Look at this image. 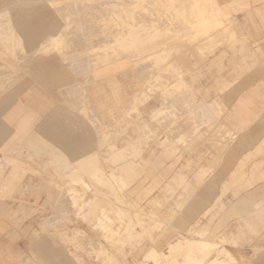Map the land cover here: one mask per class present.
Returning <instances> with one entry per match:
<instances>
[{"label": "rangeland", "instance_id": "rangeland-1", "mask_svg": "<svg viewBox=\"0 0 264 264\" xmlns=\"http://www.w3.org/2000/svg\"><path fill=\"white\" fill-rule=\"evenodd\" d=\"M68 1L42 0L12 15L7 11L17 1L0 0V9L7 12L3 23L8 22L5 32L0 30V91L21 81L23 100L38 89V99H50L54 107V157L42 159L54 167V198L39 205L36 248L23 254L19 264H255L257 254L251 251L259 232L250 222L228 216L231 207L222 206L221 198L237 196L229 187L239 180L254 179L253 169L246 173L250 167H264V140H243L252 132L264 137V0H88L76 9ZM40 15L34 29L28 21L18 25L20 17ZM250 23L259 27L253 31ZM45 25L50 35L44 33ZM32 31L39 34L35 43ZM224 49L225 86L196 89L206 76L189 83L190 72L181 62L193 63L195 71L209 65L212 74L210 60ZM46 66L55 74L48 91L43 85ZM212 92L225 93L224 123L221 99L213 100L215 110L210 111ZM79 135L84 142L77 141ZM188 151L197 155L196 168L181 170L176 167L180 160L193 164L184 158ZM79 153L83 159L75 157ZM224 163L225 188L213 209L183 233L166 237L170 241L159 253L160 236L191 208L192 192L175 184L181 187L200 166L205 168L198 169V183L213 181ZM62 165L76 172L81 167L82 176L61 179L56 171ZM147 167L164 169L160 182L165 186L158 191L156 184L142 196L144 182L155 177L146 174ZM183 171L184 178L178 175ZM94 172L103 184L90 177ZM215 209L214 223L208 217ZM34 224L28 222L27 228ZM204 231L209 235L205 242L225 249L196 246L197 234Z\"/></svg>", "mask_w": 264, "mask_h": 264}, {"label": "crops", "instance_id": "crops-1", "mask_svg": "<svg viewBox=\"0 0 264 264\" xmlns=\"http://www.w3.org/2000/svg\"><path fill=\"white\" fill-rule=\"evenodd\" d=\"M246 18L248 17L246 16ZM249 19V21H252L256 18L251 16ZM249 26L253 31L259 27H256V23H250ZM211 62L215 66L212 74H209L207 69L209 65L204 66V70L200 69L203 67L201 65L199 71H195L193 63L181 62L184 68L190 72L188 76L189 83H192L191 79H194V77L200 78L201 76H206V82L199 79L195 86L196 89L202 85H205L206 89L209 86L218 88L225 86V49L217 53L215 58L210 60ZM46 72L48 75L45 77L43 85L47 87L46 90L48 91V87L53 86V71L47 70ZM37 90L30 91L33 96L31 97L30 95V99L26 100L22 99L23 86L21 81L17 84L15 83L12 87H8L5 91H0V264H19L23 254L32 248H36L38 234L36 223L39 219L38 207L40 204L48 205L47 203L54 198L53 190L50 188L53 186L55 180L53 176L54 167H50L48 161L47 165H44L42 160L44 157L46 160L50 158L52 160L54 157V107L53 101L50 99L47 101L39 100L38 96H36L38 94ZM50 90V92H53V88H50ZM203 93L205 91H202L201 94ZM216 97L218 100L221 99V122L224 123L225 93L219 96L218 93L212 92L209 95L210 111L215 110L213 100L215 101ZM151 103L152 101L149 102V106ZM157 105H159L157 108H160L162 104L158 103ZM254 109L258 110L261 108L254 107ZM232 116L234 117L235 115L232 114ZM253 133L255 134V132H252V135L247 134V137L243 140L251 143L264 140V137L256 138L253 136ZM84 140V136L79 135L77 137V141L79 142H84ZM146 153H149V151H145ZM243 154H239L238 157L241 158ZM82 156L83 154L79 153L75 157L83 159L84 157ZM184 158H187L186 160L189 162L193 161V164L189 165L187 164L188 162L180 160L179 164L176 165L177 168H181V170L196 168L194 164L198 162L196 160L197 155L193 151L186 152ZM200 167L205 168V166ZM200 167L195 171V175L193 173L187 181L183 182L181 187L177 184L174 186V188L188 189L192 192V198H190L188 203L191 208L188 213H179L175 219L176 223L171 227L169 233L160 236L157 242V251L159 253L166 249L170 241H167V239H170V236L175 237L178 232L183 233L188 227H191L189 223L198 221L204 213L212 210L222 194L219 190L221 191L225 188V163L221 166V169L215 170V173H217L215 180L210 182L207 180L205 183H201V185L198 183V175L201 173L198 170ZM252 167L246 173L250 174L253 169L254 179L252 181L245 180L246 182L239 180L236 186L229 187L231 188L230 190L238 192L237 196H233V193H231L227 197H222L221 203L222 206L228 205L229 208L231 207L227 211L228 216H238V219L234 218V220L240 223L250 222V228L255 233L259 232V235L254 234L253 236V249L251 253L257 254V262L255 264H264V167ZM79 169V172H81V167ZM144 169L147 175L152 173L155 177L152 181H143L144 186L141 188L142 196L148 195L149 190L154 188L156 184H159L157 189L160 191L165 186V182H160L162 180L161 173L164 169L155 170L154 167ZM79 172L67 169L66 165H62L56 171V173L61 175V179L65 180L73 173H76L77 176L79 175L78 178H80L82 174ZM184 172L177 174L183 177L185 175ZM228 173L230 174V172ZM194 191L197 192L194 193ZM215 191L218 192L215 194ZM154 200L160 205L162 204L160 200ZM258 206H260L262 212H258ZM217 210L215 209L211 212L208 221H214L215 223L213 218ZM247 212L248 214H246ZM221 216L225 217V209H223ZM40 218L51 221L54 217L40 216ZM23 221H25L24 224ZM28 222L30 224L35 223L33 228L31 225L27 228ZM214 226L215 224L212 227ZM159 234L158 232L157 235ZM210 242L218 246L220 250L225 249L224 247H220L219 243ZM47 251L53 253V250Z\"/></svg>", "mask_w": 264, "mask_h": 264}, {"label": "bare ground", "instance_id": "bare-ground-1", "mask_svg": "<svg viewBox=\"0 0 264 264\" xmlns=\"http://www.w3.org/2000/svg\"><path fill=\"white\" fill-rule=\"evenodd\" d=\"M17 2H15L16 3V5H14V6H12V8L10 9V8H8V9H10L9 11H7V12H10L9 14H12V15H14V14H17L18 12H21L22 11V9H26V8H33V7H35V6H37V4L39 3V1H42V0H36L38 3L36 4V2L35 3H21L20 1H18V0H16ZM69 1H72L71 3H67L66 5L67 6H69L71 9H76V8H78L79 6H82V5H84V3H85V5L84 6H86L87 4H86V2L88 1V0H69ZM68 1V2H69ZM74 1V2H73ZM90 1V0H89ZM88 1V2H89ZM193 1H197V0H193ZM44 2H46V1H44ZM57 1H55V3H56ZM92 2V1H91ZM21 3V4H20ZM53 3V2H52ZM90 3V2H89ZM51 4V3H50ZM58 4V3H57ZM59 4H61V3H59ZM189 4V3H188ZM201 4V3H200ZM117 6H118V4H116ZM193 6V5H192ZM212 7V6H211ZM6 11H4V10H1L0 9V30L1 31H4L3 29V26H5V24L6 25H8V22L7 23H3V17L4 16H6L7 13ZM30 12H32V11H30ZM37 12V11H36ZM33 13V12H32ZM25 13H23V14H21V15H24ZM28 14V13H27ZM32 15V14H31ZM11 16V15H10ZM18 16V15H17ZM25 16V15H24ZM35 16V15H34ZM36 16H37V14H36ZM15 17V16H14ZM10 18H12V17H10ZM19 18V17H18ZM17 18V19H18ZM6 19V18H5ZM43 19V16H42V18H41V15L39 16V17H29L28 18V16H27V19H21V17L19 18V23H18V25H20V24H26V22H27V26H31L33 29L36 27V25L38 24V22H41V20ZM7 21V20H6ZM10 22H12V21H10ZM18 22V21H17ZM206 23H209V21L207 20V22ZM11 24V23H10ZM29 24V25H28ZM17 25V26H18ZM47 25V24H46ZM44 26L43 27V30H44V33H48V32H50V27H48V26ZM12 26V25H11ZM23 26V25H22ZM8 27V26H7ZM52 27V26H51ZM59 27V26H58ZM63 27V26H62ZM207 27V26H206ZM30 28V27H29ZM50 28V29H49ZM184 28H186V27H184ZM41 29H42V26H41ZM61 29V28H60ZM113 29V28H112ZM181 29V28H180ZM223 29V28H222ZM117 30V29H116ZM119 30V29H118ZM183 30H185V29H183ZM182 30V31H183ZM0 31V32H1ZM42 30H40L39 29V34H40V32H41ZM5 32V31H4ZM3 32V33H4ZM31 32V31H30ZM37 32V31H36ZM35 31H32V40L34 41V43H35V40L34 39H37L38 37H39V34H38V32L36 33ZM58 32H59V30H58ZM62 32V31H61ZM112 32V31H111ZM118 32V31H117ZM120 32H121V30H120ZM123 32H124V29H123ZM186 32V31H185ZM8 33V32H7ZM52 34H54L55 32H51ZM5 34V33H4ZM31 34V33H30ZM42 34V33H41ZM40 34V35H41ZM49 34V33H48ZM125 34V33H124ZM2 34H0V36H1ZM6 35V34H5ZM5 35H3V36H5ZM10 35V34H9ZM28 35H29V33H28ZM50 35V34H49ZM48 35V36H49ZM64 35V34H63ZM68 35H69V33H68ZM127 35V34H126ZM11 36V35H10ZM44 36V35H43ZM46 36V35H45ZM44 36V37H45ZM53 36V35H52ZM52 36H51V38H52ZM54 36H56L55 34H54ZM61 36V35H60ZM109 36V35H108ZM6 37V36H5ZM41 37L42 36H40V39H41ZM116 37H117V35H116ZM1 38V37H0ZM8 38V37H7ZM47 38V37H46ZM55 38H57V37H55ZM2 39V38H1ZM5 39V38H4ZM42 39H43V37H42ZM41 39V41H45V43H46V40H42ZM111 39V38H110ZM120 39V38H119ZM3 40V39H2ZM52 40V39H51ZM69 40V39H68ZM112 40V39H111ZM70 41V40H69ZM109 41V40H108ZM113 41V40H112ZM38 43V42H37ZM111 43V42H110ZM43 44V43H42ZM36 45V44H35ZM2 46V45H1ZM32 46V45H31ZM37 46V45H36ZM67 46V45H66ZM38 47V46H37ZM31 48H33V47H31ZM5 51V50H4ZM35 51V50H34ZM109 53V52H108ZM69 54V53H68ZM101 55H102V53H101ZM92 57V56H91ZM103 57V56H102ZM76 59V58H75ZM89 60V59H88ZM93 60V59H92ZM91 60V61H92ZM206 60V59H205ZM35 62V61H34ZM32 63V62H31ZM86 65H87V63H85ZM90 64V63H89ZM80 66V65H79ZM88 66V65H87ZM151 66V65H150ZM36 68H39V70L40 71H42V69H44L43 67H41V66H39V65H37V66H35ZM81 67H83L82 65H81ZM84 67H85V65H84ZM92 68V67H91ZM46 70H48V68H47V66H46V68H45ZM86 69V68H85ZM87 69H89V67L87 68ZM143 69V68H142ZM158 70H160V69H158ZM46 77H47V75H45ZM54 76H55V74H53V77H52V80L54 81ZM257 79V78H256ZM85 81H87V80H85ZM86 83V82H85ZM177 95V94H176ZM175 95V96H176ZM174 96V95H173ZM171 97V96H170ZM171 98H173V97H171ZM175 98V97H174ZM172 100V99H171ZM175 100V99H174ZM170 101V100H169ZM173 101V100H172ZM169 103V102H168ZM205 108V107H204ZM63 110V109H62ZM194 112V111H193ZM63 115V114H62ZM56 119V118H55ZM61 120V119H60ZM63 120V119H62ZM58 122V121H57ZM56 123V122H55ZM59 123V122H58ZM56 132V131H55ZM61 137V136H60ZM83 145V144H82ZM76 150H77V148H76ZM73 151V150H72ZM116 151V150H115ZM74 152V151H73ZM115 153V152H114ZM119 153V152H118ZM121 156V155H120ZM119 156V157H120ZM125 156V155H124ZM104 157V156H103ZM114 157V156H113ZM126 157V156H125ZM112 158V157H111ZM118 168V167H117ZM119 169V168H118ZM117 169V170H118ZM75 170V169H74ZM104 171V170H103ZM115 171H116V169H115ZM105 172V171H104ZM124 172V171H123ZM90 177H92V178H94L98 183H101V184H103V179L104 178H102L97 172H94L93 174H92V176H90ZM121 177V176H120ZM119 178V177H118ZM122 178V177H121ZM72 179V178H71ZM117 179V178H116ZM83 180V178L81 179V181ZM114 180V179H113ZM123 180V179H122ZM68 181V180H67ZM87 181V180H86ZM85 181V182H86ZM65 182V181H64ZM73 182V181H72ZM106 182V181H105ZM105 182H104V184H105ZM68 183V182H67ZM74 183V182H73ZM91 183V182H90ZM117 183V182H116ZM69 184V183H68ZM64 185V184H63ZM72 185V184H71ZM75 185V184H74ZM122 185V184H121ZM126 185V184H125ZM69 186V185H68ZM85 186H87V188L88 187H91V186H89V184L87 183V184H85ZM79 188V187H78ZM126 188V187H125ZM76 189V188H75ZM79 190V189H78ZM58 191H60V190H58ZM80 192H81V190H80ZM104 192V191H103ZM34 194V193H33ZM36 195V194H35ZM82 195V194H81ZM83 196V195H82ZM75 197V196H74ZM73 197V198H74ZM79 198V197H78ZM84 200V199H83ZM72 201V200H71ZM84 201H86V200H84ZM83 201V202H84ZM60 202V201H59ZM71 203V202H70ZM88 203V202H87ZM77 205V204H76ZM62 206V205H61ZM71 206V205H70ZM99 206V205H98ZM63 207V206H62ZM62 207H61V209H62ZM77 207V206H76ZM54 209V208H53ZM77 209H79V208H77ZM101 209V208H100ZM104 209V208H103ZM58 210V209H57ZM56 210V211H57ZM74 211H75V209H74ZM79 212V211H78ZM85 212V211H84ZM60 213V212H59ZM133 213V212H132ZM76 215V214H75ZM104 215V214H103ZM52 221V220H51ZM50 223V222H49ZM39 226V225H38ZM110 226V225H109ZM44 228L46 227V226H43ZM92 227V226H91ZM99 227V226H98ZM97 228V227H96ZM100 228H102V227H100ZM43 229V228H42ZM92 229V228H91ZM130 229V228H129ZM128 229V230H129ZM95 231H96V229H94ZM98 230V229H97ZM94 231V232H95ZM96 233V232H95ZM99 233V232H98ZM121 233V232H120ZM198 236H199V238L200 239H198V240H196V242H195V244H196V246H200V247H202V246H207V247H212V246H215L214 244H211V243H207V242H205L203 239H206V238H208V235H207V233H206V231H204V232H202V233H200V234H197ZM87 238V237H86ZM88 239V238H87ZM90 239V238H89ZM113 240H115V239H113ZM87 242H90V241H87ZM95 243V242H94ZM194 244V245H195ZM112 245H114L113 243H112ZM111 246V245H110ZM195 246V247H196ZM118 247V246H117ZM193 247V246H192ZM115 248V247H114ZM198 248V247H197ZM100 250V249H99ZM156 250V249H155ZM148 253V252H147ZM95 257V256H94ZM93 257V258H94ZM146 257H148V256H146ZM149 258V257H148ZM202 258V257H201Z\"/></svg>", "mask_w": 264, "mask_h": 264}]
</instances>
